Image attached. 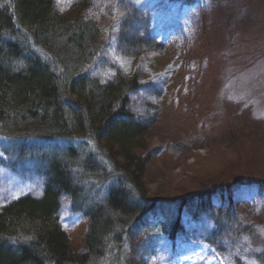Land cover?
<instances>
[{"label": "rangeland", "instance_id": "rangeland-1", "mask_svg": "<svg viewBox=\"0 0 264 264\" xmlns=\"http://www.w3.org/2000/svg\"><path fill=\"white\" fill-rule=\"evenodd\" d=\"M57 1L71 16L81 3L93 5L90 17L108 41L94 73L105 82L114 80L116 67L140 73L142 87L131 104L149 121L142 152L150 158L142 175L146 199L173 201L172 211L176 200L187 203L175 240L151 232L158 239L148 264H264V0ZM40 140L85 147L104 162L87 139L18 141L0 131V209L24 195L43 196L33 156ZM92 176L80 182L94 198L111 181L103 185ZM206 191L213 195L197 196ZM228 195L234 216L212 244L208 233L213 218L228 210ZM60 205L62 226L74 247L85 250L87 219L70 197Z\"/></svg>", "mask_w": 264, "mask_h": 264}, {"label": "trees", "instance_id": "trees-1", "mask_svg": "<svg viewBox=\"0 0 264 264\" xmlns=\"http://www.w3.org/2000/svg\"><path fill=\"white\" fill-rule=\"evenodd\" d=\"M92 6L81 3L71 16L57 0H0L3 136L18 141L87 139L104 160L85 147L40 140L41 152L33 156L40 163L36 173L43 196L24 195L1 207L0 264H107L109 258L110 264H148L158 239L151 233L154 228L171 240L183 231L181 208L186 201L176 200L180 204L172 211L173 201L150 203L143 190L142 175L150 163L142 155L149 121L131 104L142 87L139 71L126 75L116 67L112 82L94 73L108 41L90 17ZM92 175L103 185L111 181L94 198L86 196L80 182ZM211 195L206 191L197 196ZM65 196L88 221L85 250L74 247L62 226L59 213ZM226 202L228 210L213 218L207 242L217 243L234 216L231 195ZM199 206L210 213L211 205Z\"/></svg>", "mask_w": 264, "mask_h": 264}]
</instances>
